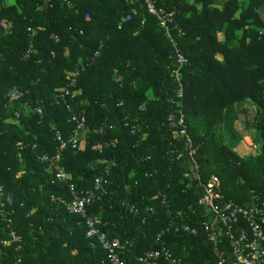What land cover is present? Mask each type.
I'll use <instances>...</instances> for the list:
<instances>
[{"label": "trees", "instance_id": "obj_1", "mask_svg": "<svg viewBox=\"0 0 264 264\" xmlns=\"http://www.w3.org/2000/svg\"><path fill=\"white\" fill-rule=\"evenodd\" d=\"M152 1L172 12L169 36L141 0H0V211L20 236L19 248L3 245L9 230L0 224V264H109L40 159L57 151L55 131L66 138L80 116L84 139L62 149L60 163L78 191L105 180L86 213L128 243L126 264L150 249L179 264H215L198 204L212 173L224 198L264 201L262 0ZM179 110L190 145L178 135ZM240 115L258 134L257 155L235 151Z\"/></svg>", "mask_w": 264, "mask_h": 264}, {"label": "built area", "instance_id": "obj_2", "mask_svg": "<svg viewBox=\"0 0 264 264\" xmlns=\"http://www.w3.org/2000/svg\"><path fill=\"white\" fill-rule=\"evenodd\" d=\"M125 1L136 3L140 0ZM141 2L145 5L146 10L156 18L165 34L169 36V25L173 24L172 12H166L163 8H157L152 0H141ZM132 14H135L134 9L125 14L123 20L130 19ZM84 19H89L87 13L84 15ZM176 60L179 66H182L186 62V58L179 53H177ZM178 74L179 72L176 71L175 75L178 76ZM73 75L74 73L71 74V76ZM178 95L181 96V92ZM17 97L18 95L12 96V98ZM177 105L179 106L180 104ZM36 111L40 112V109ZM166 119L173 121L174 114L169 112ZM177 123L180 126L178 135L183 136L190 145L191 139L187 135L183 125L181 110H179ZM80 130H82L81 134ZM85 131L86 126L83 116L76 119L71 135L66 138L63 137L59 130H56L55 141L58 144L57 151L52 155L44 152L40 155V159L47 163V169L52 173L53 181L67 186L71 198L69 201L61 198L60 203L65 206L68 212L81 215L86 227L85 236L96 239L105 252L106 260L109 264H126L120 258V254L128 243L126 241L120 242L116 237L109 238L99 228V218L86 213V207L96 197L95 191L101 188L105 180L101 179V177H95L92 189L78 191L69 181V175L66 174L60 163L61 150L67 146L72 149L76 148L79 140L84 139ZM110 164L112 165L113 162ZM105 173H108L107 169H105ZM196 176L199 178L197 172ZM201 185L203 190L198 199V204L206 208L205 220L202 221V226L206 232V239L215 264H226L225 255L227 252L223 246V239L227 242L228 253L233 259L234 264H264V201H259L258 197L254 195L250 204H240L233 199L224 198L221 193L220 180L214 174L209 175L207 181ZM0 224L9 230L7 237H4L1 243L7 245L10 242H16L18 244L15 248H19L20 236L14 231L11 218L7 215V212L0 211ZM183 229L189 230L185 225ZM190 232L194 233L195 230L190 229ZM161 257L175 262L170 252L165 249L146 250L137 257V262L139 264H156L157 260ZM18 261L19 259L14 264H19ZM175 264H179V262H175Z\"/></svg>", "mask_w": 264, "mask_h": 264}, {"label": "rangeland", "instance_id": "obj_3", "mask_svg": "<svg viewBox=\"0 0 264 264\" xmlns=\"http://www.w3.org/2000/svg\"><path fill=\"white\" fill-rule=\"evenodd\" d=\"M6 4L13 3L14 0H4ZM0 20L2 24L7 25L6 21ZM219 37H221L219 35ZM250 108L251 113L255 110L252 105H247ZM235 129L241 133V141L239 144L235 147V151L240 155V156H246V155H257L259 154L258 150V143L254 141L253 138L258 137V134H255V132L251 131H246L243 127V117L242 115L239 116V119L235 121L234 123ZM216 175L215 173H212Z\"/></svg>", "mask_w": 264, "mask_h": 264}, {"label": "crops", "instance_id": "obj_4", "mask_svg": "<svg viewBox=\"0 0 264 264\" xmlns=\"http://www.w3.org/2000/svg\"><path fill=\"white\" fill-rule=\"evenodd\" d=\"M257 12L262 20H264V0H262L259 5L257 6ZM4 22V21H3ZM2 24V22H0ZM4 25V24H2ZM8 26V24L6 25Z\"/></svg>", "mask_w": 264, "mask_h": 264}]
</instances>
